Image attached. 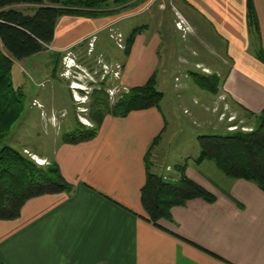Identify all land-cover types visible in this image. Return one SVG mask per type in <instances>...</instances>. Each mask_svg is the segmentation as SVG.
Here are the masks:
<instances>
[{
	"label": "crops",
	"instance_id": "crops-1",
	"mask_svg": "<svg viewBox=\"0 0 264 264\" xmlns=\"http://www.w3.org/2000/svg\"><path fill=\"white\" fill-rule=\"evenodd\" d=\"M181 1L195 15L187 20L194 45L185 48L196 56L198 47L209 46L211 53L219 56L226 66L218 73L219 91L212 93L216 98L209 100L205 108L218 112L219 121L232 115L224 108L217 110L222 102L229 101L247 116H252L249 112H259L264 108V64L253 53L247 0ZM253 5L264 50V0H253ZM133 9L95 18L58 17L47 49L31 55L48 53L47 68L33 62L32 71L38 74L44 70L56 76L53 53L63 52L59 63L64 67L59 76L63 72L69 78L64 71L70 65V54L79 49L85 54L94 53L97 35L107 31L122 55L108 58L99 53L96 58L111 67L112 73L119 65L118 78L111 73L112 80L127 90L144 84L156 74V86H164L172 65L171 41L164 46L162 36L149 33L147 28L134 37L128 53L124 52L130 31L124 35L121 19L135 15L138 9ZM200 26L208 28L212 36L204 33L206 39L202 32L196 33ZM204 69L207 72L208 68ZM178 79L174 77L175 87L180 86ZM76 82L84 83L81 78ZM53 115L49 111L51 121ZM169 123L161 107H149L133 110L123 117L106 115L97 134L89 140L60 141L53 159L71 190L31 197L21 207L18 217L0 219L1 261L5 264H264V192L251 181L225 176L221 186L191 172L193 164L187 161L186 174L211 191L215 199L208 202L193 198L173 206L172 220H161L166 230L142 218L145 211L140 202V188L146 175L145 154L155 138L158 139L154 148L159 151ZM163 167L164 164L157 162L151 164L154 172L176 176L171 174L169 164Z\"/></svg>",
	"mask_w": 264,
	"mask_h": 264
},
{
	"label": "trees",
	"instance_id": "trees-1",
	"mask_svg": "<svg viewBox=\"0 0 264 264\" xmlns=\"http://www.w3.org/2000/svg\"><path fill=\"white\" fill-rule=\"evenodd\" d=\"M138 0H0V219L18 217L23 204L31 197L48 193L69 192L71 185L62 176L56 162L37 164L22 151L3 143L12 125L20 117L24 93L11 80L13 59H22L47 49L52 41L57 18L62 15L101 17L119 13ZM19 4L23 5L18 6ZM25 7V8H24ZM247 23L254 56L264 64V50L253 0L246 1ZM143 29L133 28L125 39V54L134 37ZM63 52L53 53L57 68ZM54 72V71H53ZM199 88L217 93L221 79L216 74H192ZM90 93L88 118L93 126L77 125L65 133L61 142L77 143L93 138L106 115L126 116L133 110L160 107L162 91L156 87V74L144 84L127 88L111 103L105 90V81ZM255 124L249 130H231L225 134L198 136L200 152L193 159L196 164L212 160L227 177L240 178L256 184L264 192V108L249 112ZM145 154V181L140 188V202L145 211L144 220L166 230L161 220H172L171 208L183 205L193 198L208 202L215 195L186 174L187 162L176 166L175 178H164L150 169L149 150ZM0 264H5L0 259Z\"/></svg>",
	"mask_w": 264,
	"mask_h": 264
},
{
	"label": "rangeland",
	"instance_id": "rangeland-1",
	"mask_svg": "<svg viewBox=\"0 0 264 264\" xmlns=\"http://www.w3.org/2000/svg\"><path fill=\"white\" fill-rule=\"evenodd\" d=\"M138 5L140 6L135 8ZM130 7L134 8L132 11L138 9V12L131 17L121 19L123 21L121 24H124L122 31L124 35L131 29L142 26L140 33L147 28L149 33H159L164 40V46L170 45L168 41L172 42L170 46L172 50L169 53L172 56V65L168 70L169 74L165 76L164 86H156L163 93L160 107L170 119V123L165 130L162 146L158 147L159 151L155 150V144L149 150L150 165L153 162L164 164V167L169 164L171 174L177 176L176 166L188 161L189 164H193L191 172L202 174L213 183L223 186L222 182L226 181L224 179L226 175L215 166L212 160H204L196 165L192 162L200 152L198 136L225 134L237 129L249 130L247 125H254L255 117L242 113L235 105L231 106L228 100H226L227 104L222 102L217 107L218 111L224 108L227 114L231 112L232 115L227 120L225 118L219 121L218 112L213 113L211 109L205 108L208 106V101L216 96L195 85L192 74H216L221 78L218 73L221 74L226 66L219 56L211 53L209 46L198 47L196 56H192L191 52L185 48L187 45H194L191 43L193 39L187 20L194 19L195 15L181 0H138ZM201 32L206 39L208 38L205 34L212 36L208 28L204 26L196 29V33L201 34ZM97 38L94 53L85 54L79 49L70 54L71 59L68 62L71 67L64 71L69 78H65L63 72V76H59L64 67L61 62H58L56 76L44 70L38 74L32 71L33 62L40 63L43 69L47 68L49 54L46 52L28 57L24 61L14 60L11 80L15 88L22 89L24 106L20 117L3 138L4 144L22 151L37 164H47L53 159V151L60 143L62 136L70 132L77 122L85 126H93L88 118V104L91 102L90 93L100 86V81L106 82L105 90L111 103L121 92L126 91L123 85L112 80L110 75L112 69H109L111 67L107 65L105 69L103 65L106 63L96 58L99 53L108 58L120 57L122 51L116 46V41L109 37L107 31L100 32ZM89 47L92 49V43ZM196 62L199 63L198 66L194 65ZM205 67L208 68L207 72ZM175 76L179 78L177 83L180 86L173 85ZM77 78H81L84 83L78 84ZM220 97V100L224 101V97ZM49 111L54 112L52 121L48 118ZM39 155L46 158L38 159ZM169 169L167 167V170ZM151 171L154 172V170ZM154 173L164 178H172L170 175L156 171Z\"/></svg>",
	"mask_w": 264,
	"mask_h": 264
},
{
	"label": "built area",
	"instance_id": "built-area-1",
	"mask_svg": "<svg viewBox=\"0 0 264 264\" xmlns=\"http://www.w3.org/2000/svg\"><path fill=\"white\" fill-rule=\"evenodd\" d=\"M91 44V43H90ZM71 59V58H70ZM68 66V65H67ZM104 68L107 67L105 64L103 65ZM71 66L69 65L68 68H70ZM119 65H116L115 66V69L113 70V73H112V70H111V73L112 75L114 76V78H118V75H119ZM106 69V68H105ZM113 93V92H112Z\"/></svg>",
	"mask_w": 264,
	"mask_h": 264
}]
</instances>
